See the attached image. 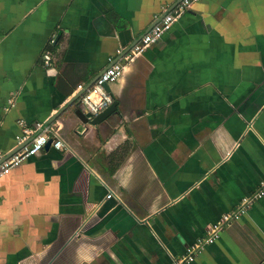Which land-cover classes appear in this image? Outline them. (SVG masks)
<instances>
[{
    "label": "crops",
    "instance_id": "0c3cea01",
    "mask_svg": "<svg viewBox=\"0 0 264 264\" xmlns=\"http://www.w3.org/2000/svg\"><path fill=\"white\" fill-rule=\"evenodd\" d=\"M178 1L0 0L1 158ZM107 90L0 179V264H175L264 182V0L195 2ZM184 264H264V196Z\"/></svg>",
    "mask_w": 264,
    "mask_h": 264
},
{
    "label": "built area",
    "instance_id": "2783aa9c",
    "mask_svg": "<svg viewBox=\"0 0 264 264\" xmlns=\"http://www.w3.org/2000/svg\"><path fill=\"white\" fill-rule=\"evenodd\" d=\"M198 1L199 0H180L172 9L167 11L145 34H143L141 38L135 42L121 56L119 60L108 65L93 82V84L88 89H86L80 97L79 101L85 112H88L91 116H95L105 109L112 102L113 98L104 85L118 80L123 73L125 63L133 60L152 43L157 42L161 36L171 28L173 22L177 20V18H179L183 12L190 9L191 6ZM20 123L22 132L21 135L17 137V140L18 143H22L24 141L25 143L8 157L0 161V179L9 173L13 167L19 165L23 160L38 153L49 138H52V147L56 149H66L67 147V144L62 138L55 136L50 137V135L46 133H40L26 142L30 134L34 131V128L27 125L22 120ZM1 157L2 155H0V158ZM111 196V193L106 195L107 198ZM263 196L264 182L251 196L243 198L234 210L222 214L218 221L210 224L206 235L201 236L198 238L195 244L189 246L185 255L175 264L189 263L194 260L195 255L199 251H201L207 244H211L216 240L228 222L233 219H238L251 204Z\"/></svg>",
    "mask_w": 264,
    "mask_h": 264
},
{
    "label": "water",
    "instance_id": "95a60500",
    "mask_svg": "<svg viewBox=\"0 0 264 264\" xmlns=\"http://www.w3.org/2000/svg\"><path fill=\"white\" fill-rule=\"evenodd\" d=\"M180 1V0H179ZM178 1V2H179ZM177 2V3H178ZM176 3V4H177ZM167 11H165V12H163V14L158 18V20L166 13ZM158 20H156V22L158 21ZM156 22H154L153 24H152V26L156 23ZM151 26V27H152ZM150 27V28H151ZM149 28V29H150ZM148 29V30H149ZM146 33V32H145ZM145 33H143V34H145ZM142 34V35H143ZM141 35V36H142ZM141 36L135 41V42H137L140 38H141ZM134 42V43H135ZM133 43V44H134ZM132 44V45H133ZM131 45V46H132ZM130 46V47H131ZM129 47V48H130ZM128 48V49H129ZM127 49V50H128ZM126 50V51H127ZM101 74V72L99 73V74H96L89 82H87V84H85L84 86H82L80 89H78L77 90V92L73 95V96H71L60 108H58V110L54 113V114H52L47 120H46V122L43 124V126L35 133V134H33L30 138H28L27 140H26V142L27 141H29L30 139H32L33 137H35L36 135H38L41 131H42V129L45 127V126H48L49 124H51V122L52 121H54L63 111H65V110H67V109H70V108H73V106L75 105L76 107L73 109V114L82 122V123H90V124H96V123H98V122H100V121H102L103 119H105L107 116H109L114 110H116V107H117V101L115 100V99H113L112 100V102L105 108V109H103L101 112H99L97 115H95V116H91L88 112H85V110L83 109V107H82V105L81 104H78L77 105V101H79L80 100V97H81V95L85 92V90L86 89H88L92 84H93V82L98 78V76ZM105 86V88L106 89H108V84H105L104 85ZM51 141H52V138H49L48 140H47V142L44 144V146H43V148H47V147H49L50 145H51ZM25 143V142H24ZM23 143V144H24ZM22 144V145H23ZM21 145V146H22ZM12 154V153H11ZM10 154H6L5 156H3L4 158H6V157H8ZM4 158H1L0 159V161L2 160V159H4Z\"/></svg>",
    "mask_w": 264,
    "mask_h": 264
}]
</instances>
